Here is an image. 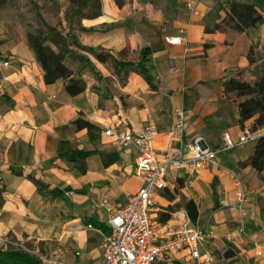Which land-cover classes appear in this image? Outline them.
Listing matches in <instances>:
<instances>
[{"label":"crops","instance_id":"1","mask_svg":"<svg viewBox=\"0 0 264 264\" xmlns=\"http://www.w3.org/2000/svg\"><path fill=\"white\" fill-rule=\"evenodd\" d=\"M229 1L123 0L118 6L100 0L96 16L79 19L75 35L83 45L133 61L147 47L154 88L135 70L86 52L98 74L84 71L85 89L69 95L61 78L44 81L24 28L0 25V236L35 242L59 264H99L108 213L93 202L117 208L142 185L133 169L136 146H122L116 135L136 131L150 117L160 130L154 145L164 147L174 108H181L183 138L202 135L217 162L198 173L168 171L152 209L154 225L182 222L190 198L199 212L191 223L206 231L199 249L211 253L212 264H264V166L247 162L256 141L224 149L220 137L222 131L235 137L253 123L254 116L238 122L237 101L223 93V79L253 68L248 54L264 43V0H233L252 4L263 22L241 31L207 29L226 18ZM77 117L95 127L91 135L74 126ZM80 150L92 152L81 158ZM223 249L233 253L231 260ZM173 254L190 264L183 250Z\"/></svg>","mask_w":264,"mask_h":264},{"label":"built area","instance_id":"2","mask_svg":"<svg viewBox=\"0 0 264 264\" xmlns=\"http://www.w3.org/2000/svg\"><path fill=\"white\" fill-rule=\"evenodd\" d=\"M186 6L191 8V1H188ZM170 38L175 41L181 39L179 36ZM8 63V60L3 61L4 65ZM174 112L175 117L165 131L168 141L164 147L156 148L154 145V138L160 130L150 117L140 124L136 131L116 135V140L122 146H136L138 155L133 169L142 185L128 197L126 204L117 208L106 204L104 199L93 202L94 206H105L108 213L105 222L109 232L103 237V257L99 264H160L173 260V253L181 250L188 256L190 264L213 262L211 253L199 249V243L206 236L205 229L191 224L187 215L182 222L166 225L161 229L153 223L152 209L156 196L166 186L165 176L168 171L190 167L192 172L198 173L217 162L215 150L206 144L202 135L183 138L186 111L174 108ZM104 133L109 135L113 134V131L106 128ZM262 135L264 125H258L256 128L244 127L235 137L227 131H222L221 146L230 149L245 141H257ZM241 198L242 195L239 199ZM220 202L225 204L224 199ZM86 226L91 227L92 224ZM7 246L35 258L37 264H59L57 258L44 254L35 242L29 245L24 239H15L4 234L0 236V247Z\"/></svg>","mask_w":264,"mask_h":264},{"label":"trees","instance_id":"3","mask_svg":"<svg viewBox=\"0 0 264 264\" xmlns=\"http://www.w3.org/2000/svg\"><path fill=\"white\" fill-rule=\"evenodd\" d=\"M9 2L10 0H0V8L7 5ZM69 2L72 5L70 7V12L78 16V20L83 17L96 16L97 13L100 12V0H69ZM115 3L121 6L123 0H115ZM30 4H33L35 7L34 14L31 15V18L44 23L47 30L45 32L42 27L39 26L33 28L28 26L24 28L28 41L38 57L45 82L50 83L56 80V78H61L64 89L69 95H74L83 91L86 86L82 78V74L85 70L84 68L87 67L88 71L94 76L98 74L89 57L85 53H80V50H87V52L94 55L97 60L104 61L110 59L112 64L119 68V70H135L144 77L152 88L156 87L154 82H152L145 64L149 54V49L147 47L139 50V58L136 61L118 59L108 51L99 47L93 48L86 44H81L72 31H69L67 35L62 34L56 27L45 22L43 14L38 11V5L33 0H30ZM228 8L229 12L226 18L219 23H214L211 27H207V29H224L229 26L237 31H241L245 28L255 26L257 22H263L262 14L250 3L232 0L228 2ZM86 9H89L90 12H85ZM48 41L56 46L55 50L51 48ZM76 49H78L79 52L76 51ZM249 50V63L253 64L255 61L253 57L254 52L252 48ZM249 74L253 77L250 78ZM223 80V93L237 101L238 122L243 125L245 119L254 116L251 128L264 125V71L261 70L254 73L252 69H237ZM73 124L76 128L87 127L90 135L92 134L93 128H95L90 122L80 117H77L73 121ZM253 151V154L247 159V162L257 168V170H260L264 166V135L260 136L256 141ZM90 152H92V150H80L77 152V155L84 158ZM77 166L80 170H83V164ZM36 186L38 191L42 190V186L37 183ZM2 191L3 187L1 186L0 206L2 204ZM184 210L191 221H195L199 215L194 201L190 198L184 202ZM168 215L169 213L163 212L160 217L166 219ZM27 244L31 245L30 243ZM222 253L226 259L231 260L233 253L229 252L227 249H223ZM37 262L35 258H31L19 249L16 250L10 246L0 247V264H37ZM160 264H183V262L176 258L171 261H163Z\"/></svg>","mask_w":264,"mask_h":264},{"label":"rangeland","instance_id":"4","mask_svg":"<svg viewBox=\"0 0 264 264\" xmlns=\"http://www.w3.org/2000/svg\"><path fill=\"white\" fill-rule=\"evenodd\" d=\"M38 5V11L43 14L45 22L53 27H56L62 34H69V31L74 32L80 27L78 26V16L73 15L70 12V7L72 6L69 0L62 2L61 0H33ZM35 7L33 4H30V0H10V2L0 8V25L1 24H18L22 28L30 26L31 28L35 26L42 27L46 32V27L41 21H36L31 18V15L34 14ZM85 12H90L89 9H86ZM48 44L53 50L56 49V46L48 41ZM76 51L79 52L78 49ZM82 54H86L87 50H80ZM255 60H258L256 63H253L254 66L252 71L257 73L261 70L264 71V43L261 47L253 53ZM84 71H88V68L85 67ZM172 211V209H169ZM192 224V223H191Z\"/></svg>","mask_w":264,"mask_h":264}]
</instances>
